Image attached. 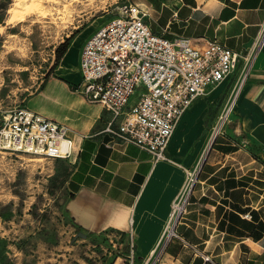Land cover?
Listing matches in <instances>:
<instances>
[{"label": "crops", "instance_id": "crops-1", "mask_svg": "<svg viewBox=\"0 0 264 264\" xmlns=\"http://www.w3.org/2000/svg\"><path fill=\"white\" fill-rule=\"evenodd\" d=\"M143 3L150 6L153 31L168 38H215L241 54L252 50L264 25V0ZM86 38L77 39L78 48L69 47L56 76L26 106L70 128L75 152L66 159L74 165L66 180L64 212L74 227L81 234L117 233L128 244L124 259L129 261L133 245L135 262L142 264L159 244L185 185L186 169L199 167L188 212L177 227L180 237L167 244L161 261L264 264V45L236 97L230 122L213 142V129L235 90L243 58L182 116L168 146L174 162H155L148 150L113 141L104 132L110 113L77 90Z\"/></svg>", "mask_w": 264, "mask_h": 264}, {"label": "built area", "instance_id": "built-area-1", "mask_svg": "<svg viewBox=\"0 0 264 264\" xmlns=\"http://www.w3.org/2000/svg\"><path fill=\"white\" fill-rule=\"evenodd\" d=\"M150 6L125 3L85 40L80 53L81 80L77 90L109 113L104 132L119 143H133L148 150L155 162H174L168 146L179 121L193 101L205 95L211 85L244 66L235 86L236 99L245 83L258 50L264 45V25L254 47L247 54L235 51L217 39L177 36L168 38L152 30ZM137 95L136 100L132 97ZM226 110V109H225ZM224 119L221 133L229 115ZM0 148L49 158L69 159L75 152L70 128L26 106L11 111L0 123ZM186 182L174 200L159 244L142 264L161 261L167 244L180 237L177 227L188 212L191 194L199 180V167L186 169ZM249 216V214H247ZM129 264H136L133 245ZM204 260H210L204 255Z\"/></svg>", "mask_w": 264, "mask_h": 264}, {"label": "rangeland", "instance_id": "rangeland-1", "mask_svg": "<svg viewBox=\"0 0 264 264\" xmlns=\"http://www.w3.org/2000/svg\"><path fill=\"white\" fill-rule=\"evenodd\" d=\"M143 1L0 0V123L29 105L56 76L63 58L58 59L59 46L68 41L78 48V38H86L125 3ZM30 4L32 11L26 10ZM11 8L21 14L12 18ZM73 165V160L0 148V237L6 241L0 264H114L120 256V264L128 263V244L117 233L81 234L66 216V180Z\"/></svg>", "mask_w": 264, "mask_h": 264}, {"label": "trees", "instance_id": "trees-1", "mask_svg": "<svg viewBox=\"0 0 264 264\" xmlns=\"http://www.w3.org/2000/svg\"><path fill=\"white\" fill-rule=\"evenodd\" d=\"M3 6H4V9L7 8V4H4ZM3 21H4V17L3 16L2 17L0 16V23L3 22ZM68 48H69L68 41L65 42L62 46H59V48H58V59L59 60L64 56V54L67 52ZM1 215L4 216V217L5 216H8L9 217V214H7L3 210H1ZM5 242H6L5 239L0 237V248H2V251H0V258H1V252H3L4 250H6V244H5Z\"/></svg>", "mask_w": 264, "mask_h": 264}, {"label": "bare ground", "instance_id": "bare-ground-1", "mask_svg": "<svg viewBox=\"0 0 264 264\" xmlns=\"http://www.w3.org/2000/svg\"><path fill=\"white\" fill-rule=\"evenodd\" d=\"M33 2L34 1H39V0H32ZM50 1H52V2H56V1H58V0H50ZM35 3V2H34ZM33 5L32 4H30L28 7H26V10H33ZM12 9V11H13V14H12V18H17L18 17V15L19 14H21V12H19L18 10H16L15 8H11ZM233 100V99H232ZM234 101H236V99H234ZM233 106H234V103H233V101L227 106V108H226V113H225V115L223 116V117H226L230 112H231V110L233 109ZM223 122H224V119L223 120H221V122L219 123V125L218 126H216L215 127V130H214V133H216L217 131H219L220 129H221V127H222V125H223ZM213 137H214V135L211 137V139L213 140Z\"/></svg>", "mask_w": 264, "mask_h": 264}, {"label": "water", "instance_id": "water-1", "mask_svg": "<svg viewBox=\"0 0 264 264\" xmlns=\"http://www.w3.org/2000/svg\"><path fill=\"white\" fill-rule=\"evenodd\" d=\"M214 140V139H213ZM213 140H212V142H213Z\"/></svg>", "mask_w": 264, "mask_h": 264}]
</instances>
